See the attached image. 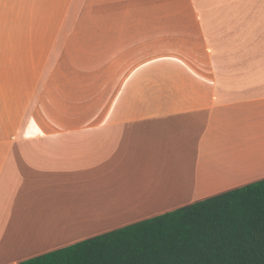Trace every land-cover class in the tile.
<instances>
[{
    "label": "crops",
    "instance_id": "obj_1",
    "mask_svg": "<svg viewBox=\"0 0 264 264\" xmlns=\"http://www.w3.org/2000/svg\"><path fill=\"white\" fill-rule=\"evenodd\" d=\"M264 178V0H0V264Z\"/></svg>",
    "mask_w": 264,
    "mask_h": 264
},
{
    "label": "trees",
    "instance_id": "obj_2",
    "mask_svg": "<svg viewBox=\"0 0 264 264\" xmlns=\"http://www.w3.org/2000/svg\"><path fill=\"white\" fill-rule=\"evenodd\" d=\"M19 264H264V178Z\"/></svg>",
    "mask_w": 264,
    "mask_h": 264
}]
</instances>
